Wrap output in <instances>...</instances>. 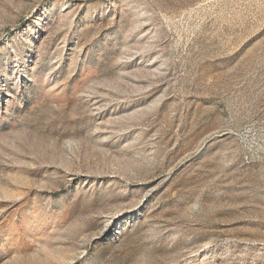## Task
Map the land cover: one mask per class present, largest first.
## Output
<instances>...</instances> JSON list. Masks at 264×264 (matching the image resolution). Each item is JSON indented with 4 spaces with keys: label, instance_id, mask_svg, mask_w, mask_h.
Listing matches in <instances>:
<instances>
[{
    "label": "rangeland",
    "instance_id": "obj_1",
    "mask_svg": "<svg viewBox=\"0 0 264 264\" xmlns=\"http://www.w3.org/2000/svg\"><path fill=\"white\" fill-rule=\"evenodd\" d=\"M0 264H264V0H0Z\"/></svg>",
    "mask_w": 264,
    "mask_h": 264
}]
</instances>
